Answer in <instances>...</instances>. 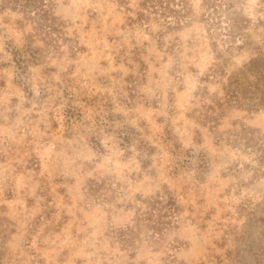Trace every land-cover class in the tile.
I'll return each mask as SVG.
<instances>
[{
    "label": "rangeland",
    "instance_id": "1",
    "mask_svg": "<svg viewBox=\"0 0 264 264\" xmlns=\"http://www.w3.org/2000/svg\"><path fill=\"white\" fill-rule=\"evenodd\" d=\"M0 264H264V0H0Z\"/></svg>",
    "mask_w": 264,
    "mask_h": 264
},
{
    "label": "trees",
    "instance_id": "2",
    "mask_svg": "<svg viewBox=\"0 0 264 264\" xmlns=\"http://www.w3.org/2000/svg\"><path fill=\"white\" fill-rule=\"evenodd\" d=\"M165 11H167V8H165ZM97 145V149H99V151L103 152V149L101 148V146H98L99 144H96ZM175 200L173 198H170L168 201H167V204H168V207L169 209L171 210V212L173 213V215H175L176 213V204L174 203ZM167 207V206H166ZM168 209V208H167Z\"/></svg>",
    "mask_w": 264,
    "mask_h": 264
}]
</instances>
